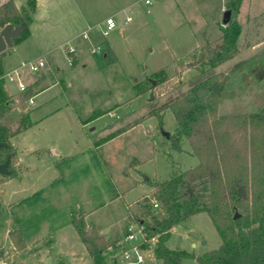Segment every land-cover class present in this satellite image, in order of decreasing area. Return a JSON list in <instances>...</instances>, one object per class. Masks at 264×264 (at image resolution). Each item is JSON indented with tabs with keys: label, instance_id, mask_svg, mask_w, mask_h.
Listing matches in <instances>:
<instances>
[{
	"label": "rangeland",
	"instance_id": "rangeland-1",
	"mask_svg": "<svg viewBox=\"0 0 264 264\" xmlns=\"http://www.w3.org/2000/svg\"><path fill=\"white\" fill-rule=\"evenodd\" d=\"M16 1L26 5V0ZM226 1L151 0L146 5L144 0H52L46 4L51 14L50 22L77 25L76 31L90 27L86 31V39L83 40L81 36L69 40V45L80 49V54L69 62L62 46L57 47V43H52L46 47L52 50L46 57L49 66L33 71L23 66L26 60L17 62L20 66L19 81L24 86L35 75L41 76L43 70L46 81L41 79V85L52 84L56 79L63 80V83L34 97L35 102L44 98H68L74 102L83 119L92 120L86 126V131L90 132L89 128L94 127L93 140L99 145L98 153L104 164L119 187H130L125 201L135 200L127 208L128 218L138 211V203L143 196L150 200L153 198L154 190L149 182H162L172 172L187 170L197 163L187 142H184L181 152L170 147V141L162 131L173 133L175 119L169 108L161 107L188 88L189 81L198 71L196 55L206 40H220L219 25L225 26L221 18ZM113 13L117 24L103 36L104 19ZM127 15L132 19L125 22ZM230 20H235L240 27L238 49L214 69L225 76L216 112L218 115L264 114V0H242L239 11L231 13ZM19 43V54L30 52V40ZM96 46L100 51L92 52L91 48ZM8 50L12 53L11 48ZM104 53H107L108 59L104 58ZM3 57V61H11L7 52ZM160 68L165 73L154 77L153 73ZM4 83L15 96L25 94L16 81H9L5 77ZM61 84L66 88L64 92L59 89ZM136 89L144 91L138 93ZM150 92L153 95L151 99ZM8 115L10 119L12 114ZM6 126L15 129L17 120ZM33 133L38 136L34 128L23 133L20 139L34 137ZM40 140L43 142L47 138H39L38 142ZM14 167L20 165L15 164ZM75 172L80 186L90 187L87 180L90 173L93 174V191H102L106 186L100 171L95 174L94 165L84 163ZM145 177L148 179L145 180ZM4 180L0 176V197ZM118 203H121V199ZM153 208L157 210L159 206ZM125 211L121 205L119 210L112 212L111 218L102 221L101 232L113 238L107 239L113 244L103 251L102 264H119L124 260V248L129 249L127 243L124 246L118 244L123 240L130 221L122 219ZM91 220L94 217H90ZM135 235L136 238L130 243L140 241L141 234L136 231ZM155 240V236L146 237L145 241L138 243L143 257L138 264H162L153 252ZM220 243V236L210 217L200 212L174 224L166 246L199 256L218 248ZM44 253L49 254L48 250L40 251L39 262L36 259L32 262L24 260L23 263L93 264L85 252L81 256L72 254L71 245H56L50 257L44 256ZM18 260L16 264H22ZM183 264L198 262L193 257H186Z\"/></svg>",
	"mask_w": 264,
	"mask_h": 264
},
{
	"label": "trees",
	"instance_id": "trees-1",
	"mask_svg": "<svg viewBox=\"0 0 264 264\" xmlns=\"http://www.w3.org/2000/svg\"><path fill=\"white\" fill-rule=\"evenodd\" d=\"M241 2L227 0L224 9L237 13ZM35 9L36 0H26L20 9L13 0H6L0 4V28L21 23L22 30L16 40L26 38ZM219 26L220 40L206 41L199 48L195 62L198 71L188 88L161 107L169 108L175 119L174 132L168 137L170 147L181 152L187 142L197 163L187 170L172 172L162 182H149L154 190L153 198L143 196L138 211L129 218L144 226L147 238L155 236L153 252L162 264H183L186 257L195 258L198 264H264V114H217L225 76L214 69L237 52L240 32L235 20ZM164 73L160 68L153 75ZM11 104L12 97L0 78V114ZM17 106V127L0 126V141L4 142L0 147V162L10 158L7 171L0 173L5 180L16 177L20 170L14 167L17 155L9 139L30 125L24 103L20 101ZM152 201L158 203L157 210L152 207ZM200 212L210 217L221 239L219 247L199 256L168 248L166 241L171 227ZM3 213L0 200V219ZM72 224L94 264H102V253L113 242L88 224L83 213H76ZM9 237L17 248L24 246L16 230Z\"/></svg>",
	"mask_w": 264,
	"mask_h": 264
},
{
	"label": "crops",
	"instance_id": "crops-1",
	"mask_svg": "<svg viewBox=\"0 0 264 264\" xmlns=\"http://www.w3.org/2000/svg\"><path fill=\"white\" fill-rule=\"evenodd\" d=\"M5 1L0 0V4ZM51 1L36 0V9L31 13L28 36L21 40L13 39L12 46L6 47L0 53L2 68L0 78L3 80L5 90L12 97L10 107L0 114V124L8 125L11 122H16L19 112L17 103L20 101L24 103L30 121L28 127L9 139L17 155L16 164L20 165V170L16 177L2 182L0 197L4 208L3 216L0 219V262L2 264H16L18 259L22 264H26L23 263L24 260L32 262L37 259L39 262L40 251L48 250L49 254L44 253V256L50 257L56 245H71L72 254L81 256L85 252L91 258L73 227L72 221L75 214L83 213L88 224L95 226L100 235L111 240L113 238H108V235L100 230L103 219L111 218L112 212L119 210L123 205L126 211L122 214V219L125 218L129 221L127 208L135 202V200L133 202L125 201V194L130 187H119L104 164L98 153L99 145L93 140L94 127L89 128L90 132L86 131V126L92 120L83 119L74 102L68 98H44L35 102L34 97L47 92L60 82L63 83V80L56 79L52 84L43 86L40 84L41 79L46 81V73L43 70L41 76L32 77V80L25 85L26 88L21 90L25 93L24 95L16 96L9 92L4 83L5 77H8L7 74L12 73L13 70L18 72L20 68L17 65L18 61L23 63L24 60L28 62L41 58L44 60L43 66H49L46 57L52 50L46 47L52 43H57V47L62 46L71 61L77 54H80L78 48H75L73 53L67 51L69 40H76L81 36L83 40L86 39L88 37L86 31L90 30V27L87 30L76 31L77 25L50 22L51 14L46 4H50ZM13 2L19 9L24 6L16 0ZM224 6L225 4L223 10ZM114 13L107 16L114 15ZM27 39L31 42L30 52L26 53L25 51L21 55L18 53L20 49L17 46L20 44L19 42ZM107 45L110 49L109 43ZM9 48L12 53L9 52ZM6 52L11 61L2 60ZM106 57L107 53H104V58L108 59ZM12 76L13 78L8 80L16 81L18 86V83H21L19 72L18 75L13 74ZM59 89L64 92L66 88L64 84H61ZM10 113L12 117L9 119L8 114ZM34 128L38 131V136L33 133L34 137L20 139L23 133ZM45 137L47 138L46 142L44 140L38 142L39 138ZM28 139L30 140L27 144ZM84 163L94 165L95 174L100 171L102 179L106 183L102 191L97 189L93 191L91 188L92 173L87 177L90 187L80 186L75 170L78 171ZM95 186L97 187L96 181ZM119 199H121V203H118ZM100 212L102 213L100 214ZM90 217H94V220L89 221ZM14 230L18 232L21 242L24 243L21 248H17L9 237V233Z\"/></svg>",
	"mask_w": 264,
	"mask_h": 264
},
{
	"label": "built area",
	"instance_id": "built-area-1",
	"mask_svg": "<svg viewBox=\"0 0 264 264\" xmlns=\"http://www.w3.org/2000/svg\"><path fill=\"white\" fill-rule=\"evenodd\" d=\"M144 3L146 5H148L151 3V0H144ZM147 11H149V10L147 9ZM131 19H132L131 16L127 15L125 17L124 21L127 22V21H130ZM104 23H105V26L101 31L103 36H105L109 30L113 29L116 26L117 21H116L114 15H110L104 19ZM67 51L69 53H73L75 51V49L72 46L68 45ZM91 51L92 52H99L100 51L99 46L92 47ZM69 62H71V58H69ZM43 65H44V60L40 58L36 61H28L23 66H28L29 69L35 71L40 66H43ZM13 74L18 75L17 70H13L12 73L7 74V76H8L7 78L9 80H11L13 78V76H12ZM18 86H19L20 90L25 89V86L22 83H18ZM152 205H153V207H157L158 203L156 201H152ZM126 229H127V232H126L123 240L119 241L118 244L124 246V244L127 243L129 245V249L124 248L123 253H122V257L124 260L121 261L119 264H138L139 262H141L143 260V257H142L141 252H140L141 249L138 246V243L146 240V232L144 230V226L142 224H138L137 222L130 220L128 222ZM136 231L141 234V239L136 244L130 243L131 240L136 238V235H135ZM0 256H1V252H0ZM0 264H2V263L0 262Z\"/></svg>",
	"mask_w": 264,
	"mask_h": 264
},
{
	"label": "water",
	"instance_id": "water-1",
	"mask_svg": "<svg viewBox=\"0 0 264 264\" xmlns=\"http://www.w3.org/2000/svg\"><path fill=\"white\" fill-rule=\"evenodd\" d=\"M231 17V11L225 9L222 14L221 22L223 25H226ZM22 30L21 23L19 24H6L0 28V53L8 46H12L13 39L17 38ZM154 83V82H153ZM153 97L152 93H149V99ZM162 133L169 137L170 133L167 131H162ZM4 145V142L0 141V147ZM10 158L7 157L3 162H0V173H5L9 165ZM147 179V177H145ZM237 216V213L234 214V217ZM155 222L158 223V220L155 219Z\"/></svg>",
	"mask_w": 264,
	"mask_h": 264
}]
</instances>
